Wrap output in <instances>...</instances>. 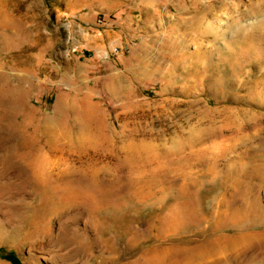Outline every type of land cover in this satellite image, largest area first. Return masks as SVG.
Returning a JSON list of instances; mask_svg holds the SVG:
<instances>
[{
  "label": "rangeland",
  "instance_id": "374dc122",
  "mask_svg": "<svg viewBox=\"0 0 264 264\" xmlns=\"http://www.w3.org/2000/svg\"><path fill=\"white\" fill-rule=\"evenodd\" d=\"M262 3L0 0V264H264Z\"/></svg>",
  "mask_w": 264,
  "mask_h": 264
},
{
  "label": "bare ground",
  "instance_id": "6f19581e",
  "mask_svg": "<svg viewBox=\"0 0 264 264\" xmlns=\"http://www.w3.org/2000/svg\"><path fill=\"white\" fill-rule=\"evenodd\" d=\"M226 1V0H225ZM262 9L264 10V3H262ZM197 14V13H196ZM197 16V15H196ZM232 23V22H231ZM230 23V25H231ZM233 25V24H232ZM224 34V33H223ZM77 107V106H76ZM76 109V108H75ZM87 115V114H86ZM88 116V115H87ZM91 118V117H90ZM188 253V256L186 260L182 264H196V263H202V261L211 255H214L216 252V246L212 242L208 243V245H200L198 247H195L193 249H189L186 251ZM151 259L149 258V254L146 253L144 256H142L141 259L136 260L135 262L131 264H150ZM210 263V262H209Z\"/></svg>",
  "mask_w": 264,
  "mask_h": 264
},
{
  "label": "trees",
  "instance_id": "16d2710c",
  "mask_svg": "<svg viewBox=\"0 0 264 264\" xmlns=\"http://www.w3.org/2000/svg\"><path fill=\"white\" fill-rule=\"evenodd\" d=\"M14 259H16L15 256H14Z\"/></svg>",
  "mask_w": 264,
  "mask_h": 264
}]
</instances>
